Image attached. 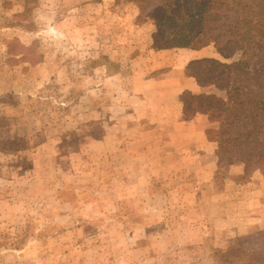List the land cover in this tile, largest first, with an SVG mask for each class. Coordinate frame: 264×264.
Segmentation results:
<instances>
[{"label": "rangeland", "instance_id": "rangeland-1", "mask_svg": "<svg viewBox=\"0 0 264 264\" xmlns=\"http://www.w3.org/2000/svg\"><path fill=\"white\" fill-rule=\"evenodd\" d=\"M137 16L128 1L0 0V264L263 263L220 246L202 206L151 190L169 188L156 155L172 143L146 125L143 82L181 52L157 54ZM250 23L255 44L231 59L246 71L262 9Z\"/></svg>", "mask_w": 264, "mask_h": 264}, {"label": "trees", "instance_id": "trees-1", "mask_svg": "<svg viewBox=\"0 0 264 264\" xmlns=\"http://www.w3.org/2000/svg\"><path fill=\"white\" fill-rule=\"evenodd\" d=\"M128 1L138 9L137 22L151 20L154 50H200L212 45L220 57L190 60L186 74L202 88L216 93L181 95L185 119L197 114L218 127L206 130L216 143L218 165H244V177L264 171V45L256 53L250 71L241 61L231 60L237 52L255 44L250 15L264 12V0H115ZM231 60V61H230ZM259 132L260 137H254Z\"/></svg>", "mask_w": 264, "mask_h": 264}, {"label": "crops", "instance_id": "crops-1", "mask_svg": "<svg viewBox=\"0 0 264 264\" xmlns=\"http://www.w3.org/2000/svg\"><path fill=\"white\" fill-rule=\"evenodd\" d=\"M204 48L173 50L181 52L172 56L173 65L171 64L168 70L156 77H149L143 82L144 86L146 84L148 87L154 85L157 87L146 92L155 97V100L145 104L146 125L158 132L165 129L170 140H174L170 141L172 144L169 148L167 144L164 145L162 148L164 153L156 155L166 163L163 167L162 181L169 185V188L157 191L156 182L150 177L151 190L156 197L163 195L165 199L174 195L173 191H169L174 190L178 194L176 198L183 206L184 201L187 202L189 199L198 207L202 206L201 209H205L206 222L211 224L218 234L215 239L219 240L220 246H226L231 242L229 240L238 239L237 245L229 251V254L238 253V248L243 246L244 255H264L262 241L264 240V171L254 170L245 178L242 164L219 166L216 156L217 145L206 137V130L214 124L201 114L191 119H185L183 116L181 102L183 91L219 92L213 86L204 88L198 86L194 78L186 74L187 63L198 59L196 53L204 51ZM166 51L172 52L171 49H164L156 53ZM167 174L171 176L167 177ZM173 176L176 177L172 178ZM174 182H178L175 185L179 188L174 189L172 185ZM197 226L199 228L201 224ZM258 240L261 241L257 242ZM246 261L248 262L242 264H256L253 263L254 258ZM260 264H264V260Z\"/></svg>", "mask_w": 264, "mask_h": 264}]
</instances>
